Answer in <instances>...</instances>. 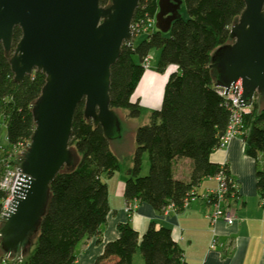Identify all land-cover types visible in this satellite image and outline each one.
Segmentation results:
<instances>
[{
    "label": "trees",
    "instance_id": "1",
    "mask_svg": "<svg viewBox=\"0 0 264 264\" xmlns=\"http://www.w3.org/2000/svg\"><path fill=\"white\" fill-rule=\"evenodd\" d=\"M188 17L174 20L168 32L154 29L137 44H124L111 67L110 107L124 108L128 116H138L143 107L132 102L144 71V58L159 50L156 69L164 72L171 64L177 70L165 83L161 105L150 109L148 122L136 129L132 165L127 169L124 195L129 200L149 203L157 212L172 204L177 211L196 195L193 188L207 176L215 175L220 165L210 161L219 147L229 123L230 110L217 92V70L212 55L233 41L231 27L245 8L244 0H183ZM158 0H140L133 20L145 12L156 13ZM109 5L111 0H100ZM22 35L13 32V47L6 51L0 42V120L7 129L12 148L30 141L35 129L33 108L41 95L46 75L36 70L15 81L10 58ZM136 55L137 60L134 58ZM263 104L253 101L244 114L246 132L242 136L244 152L257 162L256 186L264 196V97ZM109 137L100 123L84 114L81 101L73 116L70 149L80 158L64 166L50 183L49 200L37 231L23 246L33 251L17 264H75V247L83 239L99 236L110 211L105 177L119 168V158L111 150ZM148 155V171L142 174L143 154ZM190 158L189 180L177 179L173 165L177 158ZM229 172V167H224ZM3 167L0 166V177ZM232 192V190H231ZM5 193L0 189V199ZM119 236L108 241L95 264H134L139 250L144 264H183V250L168 226L151 222L140 236L129 221L118 225ZM0 251L4 252L0 246ZM1 263V262H0Z\"/></svg>",
    "mask_w": 264,
    "mask_h": 264
},
{
    "label": "water",
    "instance_id": "2",
    "mask_svg": "<svg viewBox=\"0 0 264 264\" xmlns=\"http://www.w3.org/2000/svg\"><path fill=\"white\" fill-rule=\"evenodd\" d=\"M231 27L233 41L212 55L217 87L241 79V103L264 97V0H244ZM140 0H0V42L13 47V32L22 35L10 58L14 80L36 70L46 75L33 114L35 129L22 153L10 214L0 229L3 251L17 250L37 231L57 173L72 163L69 140L74 112L100 123L105 134L119 136L121 125L110 107L111 67L124 44H133L131 23ZM183 0H158L155 27L168 32L180 17Z\"/></svg>",
    "mask_w": 264,
    "mask_h": 264
},
{
    "label": "crops",
    "instance_id": "3",
    "mask_svg": "<svg viewBox=\"0 0 264 264\" xmlns=\"http://www.w3.org/2000/svg\"><path fill=\"white\" fill-rule=\"evenodd\" d=\"M158 56L159 50L154 65L144 71L131 96L132 102L138 100L143 111H148V118L150 109H158L161 105L168 76L177 70V66L171 64L164 72L157 71ZM254 101L259 102L260 106L263 104L257 96ZM142 159V169L147 173L148 155L143 154ZM210 161L219 165L226 163L235 181V191L228 194L223 202V206L230 208L235 215L232 223L219 220L213 225L209 221L207 215L212 211L213 205L204 195L217 184L212 176L203 178L193 188L195 197L180 211L168 207L160 213L147 202L133 200L132 204L135 206L131 212H126L128 201L124 195V187L130 165L127 163L121 166L119 163V168L104 178L110 205L107 219L101 225L99 236L87 237L76 245L75 264H95L105 244L119 236L118 225L127 221L140 236L152 221L157 227H170L173 238L183 250V264H264V196L256 186V160L244 152L243 139L234 137L226 146L216 148L210 155ZM191 170L190 158L175 159V178L187 181ZM213 234L218 237L221 245L211 249ZM136 253L134 260L136 255L141 259V252Z\"/></svg>",
    "mask_w": 264,
    "mask_h": 264
},
{
    "label": "built area",
    "instance_id": "4",
    "mask_svg": "<svg viewBox=\"0 0 264 264\" xmlns=\"http://www.w3.org/2000/svg\"><path fill=\"white\" fill-rule=\"evenodd\" d=\"M154 29H156L155 13L149 14L148 12H145L143 15L138 16L131 23L133 43L136 35L140 33L147 34ZM126 44L129 45L128 43ZM150 58V55L144 58L143 64L146 67L149 66ZM217 92L224 97L230 110L229 123L219 145V147H224L234 137L242 138V136L245 134L247 129L243 121V116L244 114L251 111L252 104L243 105L241 103V96L243 93L241 79H238L235 83H233L229 87L227 93H225V88L223 87H218ZM29 142L30 141L20 143L18 146H15L14 151H18L17 154L14 158L13 152L9 154V158L4 164L3 172L0 177V189L5 193L3 198L0 199V229L6 217L10 214V207L14 198L15 187L21 174V159L19 158L20 156L22 157V153L27 149ZM226 165V163L220 164L219 171L212 176L216 179V186L209 189L204 195V197H206L213 205L212 211L207 215L210 223L213 225L219 220H223L227 223H232L235 220V215L230 210V208L223 206V202L226 201L227 195L234 192L236 188L235 181L233 180L231 174L224 170V167ZM194 197L195 195H193L191 199H193ZM132 201L133 200H129L125 207V211L128 213L131 212L133 207L135 206L132 204ZM188 201L185 202V205L188 203ZM170 207L174 208L172 204L170 205ZM219 245H221V242L218 240V237L213 234L210 241V248L214 249ZM23 253V246L19 247L17 250L4 251L0 256V264L22 263L24 261Z\"/></svg>",
    "mask_w": 264,
    "mask_h": 264
},
{
    "label": "rangeland",
    "instance_id": "5",
    "mask_svg": "<svg viewBox=\"0 0 264 264\" xmlns=\"http://www.w3.org/2000/svg\"><path fill=\"white\" fill-rule=\"evenodd\" d=\"M180 14L183 18L188 17L187 7H186V4L184 3V1L181 5V8H180ZM145 36H146L145 33H140V34L136 35L134 38V43L137 44ZM157 55H158V49H156V48L152 49L150 52V57H151L150 62H149L150 67L154 65ZM134 58L137 60L138 57L136 55H134ZM149 66H147V67L145 66V70L147 68H149ZM115 113L118 116L119 121H120L121 137L116 135V136L110 138L109 139V145H110L111 150L118 155L119 163L121 166H124L127 163L131 166L134 151L136 148V141H135L136 129L140 125H142L148 121V111H142L141 114H139L138 116H134V117L128 116V114H127L128 110L124 109V108L115 109ZM71 151L73 154L71 161L73 163H77L80 156L74 148H72ZM12 152L14 153V155H13V158H14L18 151H14V148L11 149V147L8 143V140H7L6 125L4 124V122L2 120H0V166H2L4 168V164L8 160L9 154H11ZM21 158L22 157L20 156L19 159H21ZM263 162H264V160H263ZM144 169H145V167H144ZM141 173L145 174L146 172H144L142 169ZM0 246H1V244H0ZM34 247H35V242L33 240V242L30 244L29 251H26L24 248V253H23L24 260L27 257V255H29L33 251ZM2 253L3 252L0 251V256ZM138 253H139V251L136 254H138ZM137 256L138 255L135 256L134 264H144L142 255H141V259H140V257H137Z\"/></svg>",
    "mask_w": 264,
    "mask_h": 264
}]
</instances>
